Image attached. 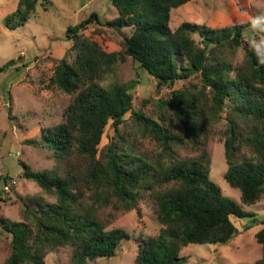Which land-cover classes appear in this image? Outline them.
Listing matches in <instances>:
<instances>
[{
    "label": "trees",
    "instance_id": "trees-1",
    "mask_svg": "<svg viewBox=\"0 0 264 264\" xmlns=\"http://www.w3.org/2000/svg\"><path fill=\"white\" fill-rule=\"evenodd\" d=\"M38 1L20 0L7 28L25 25ZM109 1L116 19L92 13L66 32L71 46L50 86L72 98L62 122L30 140L52 151L54 166L23 165L44 196L19 195L21 220L0 218L10 240L4 264H45L66 247L72 264H87L114 257L131 239L138 242L133 264H186L181 253L190 245L233 241L241 232L233 218L258 222L244 207L264 200V65L248 50L246 26L177 24L174 11L192 0ZM110 30L123 38L118 51L106 44ZM129 58L142 74L124 82L118 70ZM151 77L169 93L138 105L136 88ZM109 124L114 134L101 148ZM217 137L225 180L240 191L241 204L211 180L209 145ZM147 201L161 225L157 236L113 226L120 214L142 216ZM260 223L255 264H264Z\"/></svg>",
    "mask_w": 264,
    "mask_h": 264
},
{
    "label": "rangeland",
    "instance_id": "rangeland-1",
    "mask_svg": "<svg viewBox=\"0 0 264 264\" xmlns=\"http://www.w3.org/2000/svg\"><path fill=\"white\" fill-rule=\"evenodd\" d=\"M19 3L20 0H0V218L11 221L21 220L17 205L19 195L44 196L35 182L24 177L23 165L35 170L54 166L52 151L36 147L30 140L41 138L42 127L62 122L65 107L72 98L50 86L55 66L67 56L71 46L66 36L68 28L92 13H97L103 20H114L119 16L109 0H39L29 21L11 30L5 20L16 12ZM258 14H264V0H192L174 11L173 19L177 24L191 21L214 28L243 24L247 29L250 18ZM124 32L129 33L128 30ZM107 33L109 50L118 51L123 41L121 34L112 30ZM248 37L246 31L245 39ZM138 67L139 64L129 58L118 70L120 80H139ZM181 85L183 83L177 88ZM168 93L167 89H157L152 77L150 83L138 85L135 91L138 105L146 98L158 99ZM129 116L127 114L126 118ZM113 134L109 124L101 148ZM209 149L211 180L220 186L223 195L241 204L240 191L230 187L225 180L227 164L220 138L211 141ZM152 205L151 201L141 204L142 216L136 210L120 214L113 226L136 236H157L161 225ZM244 209L253 212L258 222L252 224L249 219L233 218L241 231L233 241L227 245H190L181 253L187 258L186 264H255L261 257L256 234L263 227L260 222L264 220V200ZM247 225L251 227L246 230ZM9 242L0 224V264H4L9 256ZM137 251L138 242L131 239L122 242L114 257L98 258L87 264H133ZM71 260L72 250L66 247L51 252L45 264H72Z\"/></svg>",
    "mask_w": 264,
    "mask_h": 264
},
{
    "label": "clouds",
    "instance_id": "clouds-1",
    "mask_svg": "<svg viewBox=\"0 0 264 264\" xmlns=\"http://www.w3.org/2000/svg\"><path fill=\"white\" fill-rule=\"evenodd\" d=\"M249 33L247 47L260 65H264V14L254 15L248 22Z\"/></svg>",
    "mask_w": 264,
    "mask_h": 264
},
{
    "label": "built area",
    "instance_id": "built-area-1",
    "mask_svg": "<svg viewBox=\"0 0 264 264\" xmlns=\"http://www.w3.org/2000/svg\"><path fill=\"white\" fill-rule=\"evenodd\" d=\"M7 190H9V187H6Z\"/></svg>",
    "mask_w": 264,
    "mask_h": 264
}]
</instances>
